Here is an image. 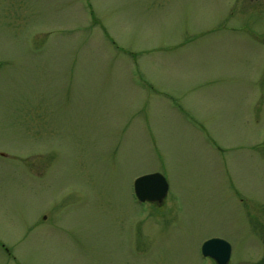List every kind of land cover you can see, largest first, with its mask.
Listing matches in <instances>:
<instances>
[{"label":"rangeland","instance_id":"obj_1","mask_svg":"<svg viewBox=\"0 0 264 264\" xmlns=\"http://www.w3.org/2000/svg\"><path fill=\"white\" fill-rule=\"evenodd\" d=\"M211 237L264 264V0H0V264H215Z\"/></svg>","mask_w":264,"mask_h":264},{"label":"water","instance_id":"obj_2","mask_svg":"<svg viewBox=\"0 0 264 264\" xmlns=\"http://www.w3.org/2000/svg\"><path fill=\"white\" fill-rule=\"evenodd\" d=\"M132 188L138 202L160 203L167 194L168 184L161 173L150 172L137 176ZM200 252L215 264H228L231 246L222 238L211 237L202 242Z\"/></svg>","mask_w":264,"mask_h":264}]
</instances>
